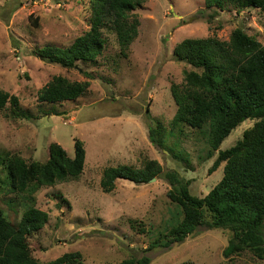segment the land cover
I'll return each mask as SVG.
<instances>
[{"label":"rangeland","instance_id":"374dc122","mask_svg":"<svg viewBox=\"0 0 264 264\" xmlns=\"http://www.w3.org/2000/svg\"><path fill=\"white\" fill-rule=\"evenodd\" d=\"M92 14L90 0H0V90L17 97L26 114L16 116L10 104L0 110V157L19 155L27 163H44L52 143L74 157L75 140L86 150L83 174L41 188L32 194L34 202L29 195L7 191L0 163L5 216L19 223L33 205L49 214L46 227L30 238L33 256L41 263L80 252L85 264L143 257L150 264H264L249 252L225 258L232 239L225 229L200 227L184 243L160 246L180 212L168 196L171 186L165 174L177 172L191 182L194 196L204 198L222 179L224 165L209 172L217 154L208 156V126L184 127L183 135L169 137L167 150L149 138L155 120L171 128L176 112L171 87L182 84L185 72L192 70L175 60L174 48L185 39L214 36L227 41L238 28L264 43V12H238L231 5L221 10L206 0H147L134 12L139 35L127 57L112 27L106 26V49L95 62H79L68 70L41 58V49L68 48L89 31ZM55 76L90 82L89 92L77 100L40 103L39 91ZM254 123L248 120L233 131L221 150L233 147ZM149 160L163 168L155 181L138 185L119 179L113 192L103 191L107 168H143Z\"/></svg>","mask_w":264,"mask_h":264},{"label":"trees","instance_id":"16d2710c","mask_svg":"<svg viewBox=\"0 0 264 264\" xmlns=\"http://www.w3.org/2000/svg\"><path fill=\"white\" fill-rule=\"evenodd\" d=\"M147 0H90V30L68 48L45 47L41 58L64 69H73L79 62L92 63L102 56L107 41L103 30L111 26L117 35L123 56L139 35L140 21L134 12ZM221 10L231 5L238 12L258 9L264 12V0H206ZM176 61L192 70L185 72L184 82L172 85L171 96L176 112L171 128L159 120L149 128L150 141L168 148L170 136H181L184 127L201 130L209 127V158L217 154L210 173L222 165L223 177L204 198L194 196L191 182L177 172L165 174L171 189L168 196L178 210L179 221L166 230L164 248L184 243L200 227L225 229L232 233L223 255L225 258L251 253L264 262V43L244 30L235 29L229 40L218 37L185 39L173 51ZM90 82H72L55 76L38 93L40 103L57 104L77 100L89 92ZM7 104L13 114L25 117L19 99L0 90V110ZM248 120L255 121L233 147L221 150L222 143ZM0 163L6 172L8 192L29 195L57 182L79 178L85 169L86 150L75 140V155L70 157L57 143L49 146L46 162L27 163L19 155H3ZM159 162L149 160L143 168L122 165L104 171L101 186L104 192L116 189L119 179L135 184H148L161 176ZM49 214L34 205L26 210L19 223L5 216L0 207V264H85L80 252L66 253L56 260L41 263L33 256L30 238L49 223ZM153 248V247H152ZM150 248V250L152 249ZM149 257L130 258L118 264H150ZM182 264H196L185 262Z\"/></svg>","mask_w":264,"mask_h":264},{"label":"water","instance_id":"95a60500","mask_svg":"<svg viewBox=\"0 0 264 264\" xmlns=\"http://www.w3.org/2000/svg\"><path fill=\"white\" fill-rule=\"evenodd\" d=\"M155 180H156V179H153V180H151V182H152V181H155Z\"/></svg>","mask_w":264,"mask_h":264}]
</instances>
